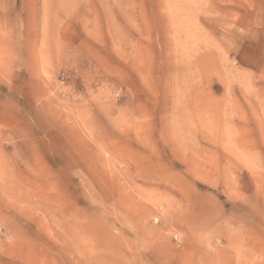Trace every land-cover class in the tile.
<instances>
[{
	"label": "rangeland",
	"instance_id": "1",
	"mask_svg": "<svg viewBox=\"0 0 264 264\" xmlns=\"http://www.w3.org/2000/svg\"><path fill=\"white\" fill-rule=\"evenodd\" d=\"M0 264H264V0H0Z\"/></svg>",
	"mask_w": 264,
	"mask_h": 264
},
{
	"label": "bare ground",
	"instance_id": "2",
	"mask_svg": "<svg viewBox=\"0 0 264 264\" xmlns=\"http://www.w3.org/2000/svg\"><path fill=\"white\" fill-rule=\"evenodd\" d=\"M170 4V3H169ZM170 7V6H169ZM173 11V10H172ZM172 13V12H171ZM174 14V13H173ZM171 21H173V18H172V20Z\"/></svg>",
	"mask_w": 264,
	"mask_h": 264
}]
</instances>
